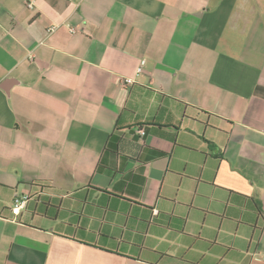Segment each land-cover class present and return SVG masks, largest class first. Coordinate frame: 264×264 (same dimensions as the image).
<instances>
[{
	"label": "crops",
	"instance_id": "crops-1",
	"mask_svg": "<svg viewBox=\"0 0 264 264\" xmlns=\"http://www.w3.org/2000/svg\"><path fill=\"white\" fill-rule=\"evenodd\" d=\"M0 264H264V0H0Z\"/></svg>",
	"mask_w": 264,
	"mask_h": 264
},
{
	"label": "built area",
	"instance_id": "built-area-1",
	"mask_svg": "<svg viewBox=\"0 0 264 264\" xmlns=\"http://www.w3.org/2000/svg\"><path fill=\"white\" fill-rule=\"evenodd\" d=\"M30 6H33V3H29ZM56 29L55 26H52L49 28V31L52 32ZM72 32H75L76 30L74 28H71ZM144 64L145 61L142 62V65L140 67H138L137 69V74H140L144 71ZM136 80L134 77H126L123 79L124 84H132L134 83ZM140 135L141 138H143L146 134L145 129H141L137 131ZM28 201V197L27 196H16V198L14 199V205L12 207V212L13 214L17 215L20 213L21 208L26 204V202Z\"/></svg>",
	"mask_w": 264,
	"mask_h": 264
},
{
	"label": "rangeland",
	"instance_id": "rangeland-1",
	"mask_svg": "<svg viewBox=\"0 0 264 264\" xmlns=\"http://www.w3.org/2000/svg\"><path fill=\"white\" fill-rule=\"evenodd\" d=\"M182 192L185 193V187H183ZM202 198L199 197V200H201ZM180 209H183L184 211H187V209L185 207H179Z\"/></svg>",
	"mask_w": 264,
	"mask_h": 264
},
{
	"label": "trees",
	"instance_id": "trees-1",
	"mask_svg": "<svg viewBox=\"0 0 264 264\" xmlns=\"http://www.w3.org/2000/svg\"><path fill=\"white\" fill-rule=\"evenodd\" d=\"M141 129H144V127H140V128H138V130H141ZM138 130H137V131H138Z\"/></svg>",
	"mask_w": 264,
	"mask_h": 264
}]
</instances>
